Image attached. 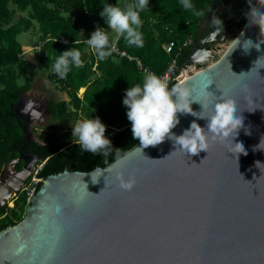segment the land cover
I'll list each match as a JSON object with an SVG mask.
<instances>
[{
    "label": "water",
    "instance_id": "obj_1",
    "mask_svg": "<svg viewBox=\"0 0 264 264\" xmlns=\"http://www.w3.org/2000/svg\"><path fill=\"white\" fill-rule=\"evenodd\" d=\"M254 7L264 4L256 0ZM250 20L208 47L201 26L183 63L196 69L178 81L192 90L195 112L203 111L195 100H204L206 84L214 100L224 94L235 101L244 118L235 142L244 144L246 156L211 139L207 152L192 156L166 139L143 149L139 144L85 172L49 175L28 197L23 219L0 231V264H264V44L259 50L245 44L247 52L242 47L246 40H264V33L255 17ZM22 95L14 112L31 141L19 111ZM213 114L211 106L203 113ZM178 118L177 136L193 121L207 130V119ZM31 158L18 172L21 178L37 161ZM118 177L134 179V187L121 188ZM21 184L0 183L6 194L1 208Z\"/></svg>",
    "mask_w": 264,
    "mask_h": 264
},
{
    "label": "trees",
    "instance_id": "obj_2",
    "mask_svg": "<svg viewBox=\"0 0 264 264\" xmlns=\"http://www.w3.org/2000/svg\"><path fill=\"white\" fill-rule=\"evenodd\" d=\"M135 0H0V172L17 159L15 171L23 168V159L27 155L37 158L38 178H46L63 170L85 172L97 165L109 163L122 157L139 141L133 138L131 122L127 118V107L123 104L126 91L130 86L143 84L144 76L134 64L125 58L113 55L104 61H98L93 50L87 45L97 26L105 30L107 24L100 16L103 6L107 4L124 7ZM256 0H192L195 11L204 13L196 16L192 11L183 9L181 0H150L149 6L140 12L143 21L140 29L143 34V47L129 46L118 38L117 47L139 58L155 74L166 69L170 54L163 46L177 42L188 35L193 37V44L201 25L215 5L229 6L238 20L237 29L243 28L249 10V3L255 6ZM13 4L21 12L29 10L27 19L7 26ZM39 27L41 42L36 54L37 64L46 63L50 68L48 79L57 84V90L69 95L65 103L55 96L45 106V113L60 124L75 123L80 114L85 119L99 118L106 128H111L106 137L111 140L107 149L100 153L84 151L75 136L66 139L39 144L28 141L24 132V122L16 115L14 109L22 94L30 90L31 84L25 80L19 83V70L22 66L24 52L17 41V36L34 27ZM67 41V43H65ZM78 41V44H75ZM85 46L87 50L84 49ZM78 48L81 51L83 67L77 68L70 63V70L65 78H60L52 65L63 52ZM190 48L178 57V66H182ZM91 51V52H90ZM79 91V92H78ZM82 96L81 98L77 97ZM107 152L104 156L101 153ZM41 183L35 185L38 190ZM12 201L0 207V231L18 224L23 219L26 197L18 194Z\"/></svg>",
    "mask_w": 264,
    "mask_h": 264
},
{
    "label": "clouds",
    "instance_id": "obj_3",
    "mask_svg": "<svg viewBox=\"0 0 264 264\" xmlns=\"http://www.w3.org/2000/svg\"><path fill=\"white\" fill-rule=\"evenodd\" d=\"M149 3L150 0H135L134 3L126 4L124 7L119 4L103 6L100 16L104 19L107 27L116 32L117 38L110 41L108 32L97 26L91 38L87 39V45L93 50L98 61H104L116 52L117 40L120 37H123L129 46H144L143 34L140 30L143 25L140 12L147 8ZM260 3L264 4V0H260ZM181 5L183 9L192 11L196 16L204 15L202 11L194 10L195 6L192 0H181ZM246 15L249 22H251V17L256 18L262 35L264 33V8H257L249 3ZM218 21L222 22L219 18L214 17L211 24ZM235 40L241 46V40L239 38ZM78 43L75 41V44ZM245 44H251L253 45L251 48L255 47L259 50L260 45L264 44V40H260L256 44H253L251 40L244 41L242 47L247 52L251 48L246 49ZM70 63L77 68L83 67L81 51L76 47L63 52L52 65V69L60 78H65L70 70ZM209 85L204 86V100H195L202 105V112L193 110L191 106L193 102L192 90L183 83H177L169 89L165 79L155 74H149L145 76L142 86L139 84L130 86L126 91L123 104L128 109L127 118L131 122L133 138L139 141L142 149L160 145L166 139H170L178 146V150L192 156H196L200 152H207L209 139H211L213 142L230 144L235 153L246 156L248 153L244 144L235 142L239 131L244 127V118L237 114L236 103L233 99L226 98L223 94L218 100H214L215 95L207 91ZM30 106L28 102L26 107ZM210 106L213 107L214 114L210 117L203 115ZM178 114H190L199 119H207V130L193 121L190 128L186 129L182 135H175L173 129L180 124ZM106 130V126L99 118L84 119L78 121L72 128V136L77 138L79 146L84 151L96 154L107 149L110 145L112 146L111 140L105 135ZM261 143H264V140ZM261 143L257 146L258 148ZM101 154L106 156L107 152ZM118 179L121 181V188L131 190L134 187V179L128 181L120 177Z\"/></svg>",
    "mask_w": 264,
    "mask_h": 264
},
{
    "label": "rangeland",
    "instance_id": "obj_4",
    "mask_svg": "<svg viewBox=\"0 0 264 264\" xmlns=\"http://www.w3.org/2000/svg\"><path fill=\"white\" fill-rule=\"evenodd\" d=\"M9 9L12 10V13L6 23L7 26L18 23L22 19L28 18L29 10L21 12L11 3L9 4ZM33 25L34 27L32 29L19 34L16 38L22 50H25V52L23 53L25 56L22 57V66L19 70V83L23 84L25 80H28L31 84L30 90L22 95V104L19 111L22 112L21 110L23 109V105H27L28 102L30 103L31 107H33L32 109L34 110L31 111H34V113L32 114L36 116L38 120H31L27 123V125H29V129L33 133V140L38 142L39 144L44 145L47 142L57 141L59 139H66L70 137L72 135V128L78 121L84 120L85 117L83 114H80L75 123L63 125L42 112L44 104L52 97L55 96L59 100H64L65 103L69 102L70 97L64 92H59L57 90V84L51 82L48 79V76L50 74L49 66L46 63L41 65L37 64L35 53L39 51L37 50V47L38 43L41 42V34L39 33L38 25L35 22L33 23ZM115 34V31H111V38H113ZM84 49L87 50V47L85 46ZM82 94L80 95V97L82 96ZM12 166L11 164H7L1 170L0 180H8L7 173L13 169ZM37 169V163L34 162V164L31 165V169L26 175L24 183L22 184L19 192L16 195H24L27 200V193L30 192V189L36 184V182H41V178H38L36 174ZM8 201H10L11 204V198ZM8 201H6L4 205H6Z\"/></svg>",
    "mask_w": 264,
    "mask_h": 264
},
{
    "label": "flooded vegetation",
    "instance_id": "obj_5",
    "mask_svg": "<svg viewBox=\"0 0 264 264\" xmlns=\"http://www.w3.org/2000/svg\"><path fill=\"white\" fill-rule=\"evenodd\" d=\"M229 6H220L215 5L210 13L208 14L207 18L205 19L204 23L201 25L202 28V38L205 41V47L212 46L215 42L219 41L222 38H225L227 35H233V31L237 30V22L238 20L235 18V15L229 11ZM216 17L219 18L222 22H217L215 24H211L212 19ZM215 33V31H217ZM194 45V44H193ZM192 45V46H193ZM50 100H48L42 109V112L45 113V106ZM33 107H26V105H23V109L21 110L24 114V119L28 123L31 120H38L36 116H34L32 113H34ZM32 114V115H31ZM47 115V114H46ZM49 116V115H48ZM36 118V119H35ZM29 126V125H28ZM33 155H27L25 160H23V165H30L33 162V158H31ZM17 162V161H16ZM12 170L9 171L8 174V180H0V183L6 187L16 188L19 183H24L25 176L21 178V175L18 174L20 171L14 170V165L12 166ZM24 179V180H23ZM10 180V181H9ZM2 181V182H1ZM21 184V186H22ZM2 197V196H1Z\"/></svg>",
    "mask_w": 264,
    "mask_h": 264
},
{
    "label": "built area",
    "instance_id": "obj_6",
    "mask_svg": "<svg viewBox=\"0 0 264 264\" xmlns=\"http://www.w3.org/2000/svg\"><path fill=\"white\" fill-rule=\"evenodd\" d=\"M193 42V37L191 35H188L187 37H185L184 39L177 41V42H169L166 43L163 46L164 51L167 54L172 55L170 60L168 61V64L166 66V69L163 71V73L157 75L155 74L149 67H147L139 58L131 56L130 54H128L125 51L120 50L117 47L116 44V52H114L112 55L117 57V58H125L128 62H131L134 64L136 70L143 75L144 77L149 75V74H155L158 77L165 79L169 89L172 88L175 84L178 83V81L180 80V78L182 77V75L185 72H189V71H194L196 69L197 65H182V66H178V57L180 56V54L191 47ZM37 50H39V47H37ZM36 50V51H37ZM92 51V49H91ZM79 98L80 95H78ZM39 182H36V184ZM35 184V185H36ZM35 185L30 189V192L27 193V199L28 197H30L34 192H35ZM15 194L12 195L11 200L14 199ZM9 202V203H8ZM7 204L9 207H12V201L10 204V201H8Z\"/></svg>",
    "mask_w": 264,
    "mask_h": 264
},
{
    "label": "crops",
    "instance_id": "obj_7",
    "mask_svg": "<svg viewBox=\"0 0 264 264\" xmlns=\"http://www.w3.org/2000/svg\"><path fill=\"white\" fill-rule=\"evenodd\" d=\"M105 31L108 32L109 37H110V41H111L112 39H116V38H117V34H115L114 37L111 38V36H110V32L113 31V30L109 29L108 27L105 29ZM90 50H91V48H90ZM23 52H25V50H23ZM24 56H25V55H24ZM5 195H6V194L4 193V190H3V189H0V198H1V196H5Z\"/></svg>",
    "mask_w": 264,
    "mask_h": 264
},
{
    "label": "bare ground",
    "instance_id": "obj_8",
    "mask_svg": "<svg viewBox=\"0 0 264 264\" xmlns=\"http://www.w3.org/2000/svg\"><path fill=\"white\" fill-rule=\"evenodd\" d=\"M21 109V108H20ZM32 115V114H31Z\"/></svg>",
    "mask_w": 264,
    "mask_h": 264
}]
</instances>
